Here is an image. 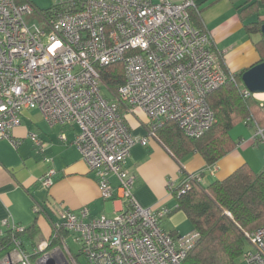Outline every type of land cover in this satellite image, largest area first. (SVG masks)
Returning <instances> with one entry per match:
<instances>
[{
  "label": "built area",
  "instance_id": "built-area-1",
  "mask_svg": "<svg viewBox=\"0 0 264 264\" xmlns=\"http://www.w3.org/2000/svg\"><path fill=\"white\" fill-rule=\"evenodd\" d=\"M61 9L42 16L43 25L27 23L35 11L27 1L0 0V138L13 139L25 111H38L49 127L75 125L74 145L94 174L103 199H121L113 216H91L87 206L65 210L52 235L32 253L17 234L25 226L5 220L15 244L3 264H181L200 234L172 235L160 223L165 211L143 207L133 194L134 177L125 167L134 144L157 140V127L174 121L189 137L205 134L216 122L208 94L228 74L209 32L192 23L193 0H57ZM123 62L125 82L116 92L102 78L100 68ZM224 64V65H223ZM233 74V72L230 71ZM243 96L264 98L245 86ZM140 109L149 118L146 136H135L126 112ZM253 115V139L264 141V131ZM30 139L40 145L37 134ZM61 140L66 135L61 134ZM51 162V158H47ZM216 163L187 174L179 185L186 193L192 181L201 182ZM54 170L41 179L43 188L54 182ZM115 180L116 185H114ZM172 189L174 183L167 182ZM62 231L79 243L78 255ZM13 233V234H14ZM4 234V233H3ZM2 235V234H1ZM254 249L249 264H264V224L247 234ZM58 241V244L51 245ZM43 254V255H41Z\"/></svg>",
  "mask_w": 264,
  "mask_h": 264
},
{
  "label": "crops",
  "instance_id": "crops-1",
  "mask_svg": "<svg viewBox=\"0 0 264 264\" xmlns=\"http://www.w3.org/2000/svg\"><path fill=\"white\" fill-rule=\"evenodd\" d=\"M27 1L34 5V0ZM243 1L210 0L201 11L213 46L224 57L231 72L249 68L262 58L255 44L260 35H249L239 16L238 7ZM42 9L35 7L38 13ZM259 19L264 20V5L261 6ZM122 112L131 133L146 136L148 116L140 109L135 113ZM22 118L21 125L11 131L13 139L18 142L17 146L0 138V235L11 230L3 223L8 220L22 226L35 224L38 228L36 235L45 225V237L48 239L52 235L53 225L60 221L59 216L65 210H78L87 206L91 216H113L122 209L121 199L101 197L93 172L73 143L76 126L56 125L51 128L36 110L25 111ZM30 133L37 134L40 145L32 142ZM62 133L66 135L65 141L60 138ZM230 133L236 146L215 162L216 170L213 173L205 172L201 176V183L205 187L215 180L227 178L243 165H248L254 171L264 165V141L253 139L256 133L253 123L242 122L233 127ZM47 158L52 161H47ZM208 165L197 151L177 157L160 138L158 142L153 140L146 146L134 144L125 162V167L134 177L135 198L143 207L156 212L165 211L160 223L172 235L187 234L194 230L186 213L178 208L174 190L187 174L200 172ZM52 169L54 183L43 188L41 179ZM168 181L174 183L172 189L168 188ZM113 183L116 185L117 182L113 180ZM36 235L33 239L28 234L23 236L29 249L25 252L32 253L40 242L46 240L37 243ZM9 251H0V264H3Z\"/></svg>",
  "mask_w": 264,
  "mask_h": 264
},
{
  "label": "trees",
  "instance_id": "trees-1",
  "mask_svg": "<svg viewBox=\"0 0 264 264\" xmlns=\"http://www.w3.org/2000/svg\"><path fill=\"white\" fill-rule=\"evenodd\" d=\"M209 1L193 0L194 5L188 8L192 23L202 32H208L202 21L201 11ZM262 5L264 0H244L238 7L239 16L247 33L251 36L260 35L255 43L262 53L260 61L264 60V38L261 33L264 20L259 19ZM60 9V5L54 3L39 11L44 15L55 12L53 14L55 16ZM221 59L224 61V57L221 56ZM224 68L228 74L226 81L211 91L207 97L216 117L211 129L202 136L189 137L174 121H166L157 127L156 133L160 140L177 157L197 151L208 164L217 162L236 146V141L230 133L231 129L244 122L249 115H253L254 121L264 131V107L252 94L247 97L242 94L244 88L242 74L247 68L233 74L226 65ZM100 71L106 85L114 92L125 82L123 62L102 67ZM178 192L179 187L173 192L177 197L178 208L186 213L193 228L200 234L197 243L181 264H238L248 252L250 240L247 234H251L264 224V166L254 171L248 165H243L227 178L215 180L208 187L194 180L186 193ZM43 209L45 210L44 207ZM37 231L38 228L33 224L25 226L21 235L17 234L25 251L29 249L23 236L28 234L33 239ZM13 233L6 230L0 235V251H9L14 246ZM61 234L63 237L69 235L66 231H62ZM56 244L58 241L52 242L51 245Z\"/></svg>",
  "mask_w": 264,
  "mask_h": 264
},
{
  "label": "rangeland",
  "instance_id": "rangeland-1",
  "mask_svg": "<svg viewBox=\"0 0 264 264\" xmlns=\"http://www.w3.org/2000/svg\"><path fill=\"white\" fill-rule=\"evenodd\" d=\"M34 1H35V2H33L34 3V6L37 9L46 8V7L51 6L52 4H54V3L57 2V0H34ZM25 20L29 24H31V23H37L38 25H43L42 16L37 11H34V13H32V14H26ZM249 116H247V117H249ZM256 171H258V170H256ZM189 223H191V222L189 221ZM45 236L46 235H45V225H44V226L41 227L40 232L36 235L35 241L37 243H39L43 239H46L47 238ZM66 238H67L68 245L72 248V250L75 253H77L79 251V245L80 244L77 243L74 240V237H73L72 233L70 235H68ZM252 249H254V245L251 242H249V244L247 246V251H250ZM41 255H43V254H41ZM238 264H249V263L247 262V260L245 259V257H243L241 260L238 261Z\"/></svg>",
  "mask_w": 264,
  "mask_h": 264
},
{
  "label": "water",
  "instance_id": "water-1",
  "mask_svg": "<svg viewBox=\"0 0 264 264\" xmlns=\"http://www.w3.org/2000/svg\"><path fill=\"white\" fill-rule=\"evenodd\" d=\"M261 33L264 38V24ZM242 82L251 93H264V60L247 68L242 74Z\"/></svg>",
  "mask_w": 264,
  "mask_h": 264
},
{
  "label": "bare ground",
  "instance_id": "bare-ground-1",
  "mask_svg": "<svg viewBox=\"0 0 264 264\" xmlns=\"http://www.w3.org/2000/svg\"><path fill=\"white\" fill-rule=\"evenodd\" d=\"M257 96L260 97V98H264V93H257Z\"/></svg>",
  "mask_w": 264,
  "mask_h": 264
}]
</instances>
